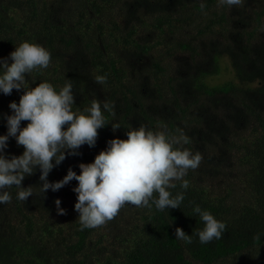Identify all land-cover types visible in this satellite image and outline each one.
<instances>
[{"label": "trees", "instance_id": "obj_1", "mask_svg": "<svg viewBox=\"0 0 264 264\" xmlns=\"http://www.w3.org/2000/svg\"><path fill=\"white\" fill-rule=\"evenodd\" d=\"M22 41L51 53L48 68L26 75L35 80L31 86L71 82L74 111L93 99L113 106L95 146L66 153L49 172L50 182L69 167L79 173V163L92 162L109 139H126L131 126L182 129L190 137L185 147L203 159L188 171L187 190L179 182L171 190L183 191L180 208L126 204L100 226L105 236L99 228L81 230L72 190L78 182L42 194L37 167L22 181L33 194L22 202L12 187L11 201L0 204V264H263L264 0L231 8L218 0H0V59ZM158 44L166 47L152 53ZM223 63L232 77L211 83L208 77L218 76ZM98 75L107 77L104 84ZM22 93H0V134L7 131L9 103ZM112 123L121 127L113 131ZM7 145L9 158L24 150L12 137ZM195 205L225 222L221 239L199 242L194 234L203 223L192 216ZM176 227L193 233L192 243L176 240Z\"/></svg>", "mask_w": 264, "mask_h": 264}, {"label": "clouds", "instance_id": "obj_2", "mask_svg": "<svg viewBox=\"0 0 264 264\" xmlns=\"http://www.w3.org/2000/svg\"><path fill=\"white\" fill-rule=\"evenodd\" d=\"M220 5L240 6L244 0H218ZM201 10L205 4L201 2ZM10 58V60H9ZM9 58L0 59V93L11 94L13 89H23L19 102L11 101V114H4L6 133L0 134V204L12 199L7 189H17L16 199L25 202L33 194L31 186L22 187L26 175L38 167L39 191H57L75 179L77 194L74 210L83 229L98 228L112 220L126 204L163 212L180 208L183 191L175 195L171 190H187L188 171L199 167L202 155L185 147L190 137L182 130L175 133L153 130L144 125L129 127L126 139H109L106 148L95 155L90 163H79L80 172L71 167L62 179L50 182L47 177L67 155H79V148L96 144L98 129L107 122L105 112L112 111L108 101L93 99L83 110H73L74 93L71 82L57 88L47 81L31 86L34 79H26L35 71L49 67L51 53L42 45L30 41L15 44ZM96 82L104 84L106 76L98 75ZM21 121H27L21 127ZM121 127L113 124V131ZM15 138L23 146L20 155L7 157L5 149L9 138ZM60 200H55L58 214H63ZM192 216H199L203 227L195 232L201 244L221 239L226 230L225 222L199 205L192 208ZM175 239L192 243L193 233L188 235L180 227L175 229Z\"/></svg>", "mask_w": 264, "mask_h": 264}, {"label": "rangeland", "instance_id": "obj_3", "mask_svg": "<svg viewBox=\"0 0 264 264\" xmlns=\"http://www.w3.org/2000/svg\"><path fill=\"white\" fill-rule=\"evenodd\" d=\"M158 32H154L153 34H157ZM137 34H139V32H137ZM162 36H163V34H162ZM147 39H149V36H147ZM157 38H153V40H150V43H153L155 40H156ZM166 47V45L165 44H158V45H156L155 47H153L152 49H151V52L152 53H154V54H158L159 52H161V51H163L164 50V48ZM222 71H221V73L218 75V76H210V77H208V79L210 80V82L211 83H222L223 81H225V80H229L231 77H232V75H231V72H230V70L228 69V67L223 63L222 64ZM68 209H70V208H68ZM133 224V225H132ZM135 225H136V221L134 222L133 221V223H129V226H128V228H130L129 229V231H130V233H134V229H135ZM99 228V230H100V232H101V235H103L104 233H106L107 231L106 230H104V227L103 228H101V227H98ZM127 236H130V235H128V234H126ZM103 236H105V235H103ZM105 238V237H104ZM111 237H108V241L111 243L112 242V240L110 239ZM106 239V238H105ZM119 240H115V244L118 242ZM109 243V244H110ZM248 260H252V259H248ZM233 261V260H232ZM263 264H264V262H262ZM225 264H230L229 263V261H227V263H225ZM250 264H254V261H251L250 262Z\"/></svg>", "mask_w": 264, "mask_h": 264}]
</instances>
